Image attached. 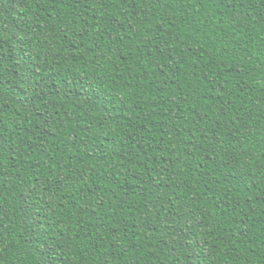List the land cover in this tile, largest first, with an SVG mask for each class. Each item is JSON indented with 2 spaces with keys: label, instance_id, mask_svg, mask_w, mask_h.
Instances as JSON below:
<instances>
[{
  "label": "trees",
  "instance_id": "16d2710c",
  "mask_svg": "<svg viewBox=\"0 0 264 264\" xmlns=\"http://www.w3.org/2000/svg\"><path fill=\"white\" fill-rule=\"evenodd\" d=\"M0 264H264V0H0Z\"/></svg>",
  "mask_w": 264,
  "mask_h": 264
}]
</instances>
